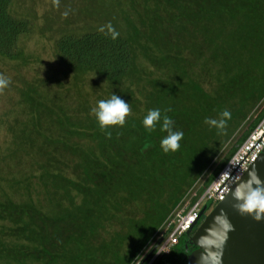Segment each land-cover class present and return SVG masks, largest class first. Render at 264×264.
I'll return each mask as SVG.
<instances>
[{
    "label": "rangeland",
    "instance_id": "rangeland-1",
    "mask_svg": "<svg viewBox=\"0 0 264 264\" xmlns=\"http://www.w3.org/2000/svg\"><path fill=\"white\" fill-rule=\"evenodd\" d=\"M224 2L228 3L225 7L231 6V9H225L222 13L229 11L231 19L224 26L217 24L219 40H231L233 52L235 37L233 34L231 37L229 31L241 29L246 36H250L244 41L245 46L235 49L237 56L232 57L230 64L228 62L231 65L229 71L221 65L220 58L215 57L214 47L200 45L199 35L193 38L188 35L189 32H185L179 40L173 32L174 27L160 26L158 21L165 10V6L161 7L163 0H59L58 6L54 0H11L9 11L16 17L27 19L30 30L18 41L24 51L23 58L0 57V74L10 78L9 86L0 93L2 230L15 234L20 230L19 225L25 224V221L17 218L22 216L23 220V216H26L27 220L29 213L23 211L21 215V206L17 205H34L44 211H59L65 205L70 206V199L79 202L73 191L71 196L60 197L52 188L47 193L39 185V180L48 163L59 164L66 170L64 174L76 178L72 172L78 171L73 164L78 157L67 146L97 150L101 141L94 138L99 136L98 133L105 134L91 112L98 101L107 100L114 93L130 104L132 111L128 117L143 120L149 110L157 109L147 104L146 100L151 97L158 106H167L163 111L171 109L165 115L182 117L180 112H183L182 118L190 122L180 130L184 133L180 144L190 147L186 168H192L199 158L208 161L179 202L160 222L161 213L153 210L147 216L137 204L144 203L145 199L140 197L135 204L130 203L132 197L129 194V199H123L127 202L120 201V210L113 215H110V208L87 220L85 227L76 226L75 223L59 225L55 221L48 229L56 234L64 229L77 233L82 228L88 231L90 228L87 226L93 224L94 232H87V245L96 241V246L91 247L90 251H95L93 256L98 264H104L116 256L113 264H138L142 261L175 222L178 214L185 212L197 198L218 161L222 160L264 107V93L258 97L261 81L257 78H264V0H243L238 4H234L233 0ZM238 5L247 13L250 8L258 7L255 8L258 16L256 19L232 16V7ZM65 12H68L67 17L64 16ZM109 24L121 28L125 35L129 32L133 38V69L121 77L116 90L95 70L70 68L58 58L54 48L59 36L106 28ZM238 68L245 73L241 89L234 88L232 84L235 78H242V75L234 77ZM191 85L199 87L200 91L189 90ZM172 86H176L178 92L174 93ZM193 92H199L194 99H183V96ZM224 110L231 113L225 130L218 131L205 123L206 118L220 119ZM107 130L121 132L123 127L114 126ZM73 131L79 133L74 134ZM82 131L88 133L81 134ZM125 137L120 136L119 140L124 142ZM108 152L114 157L109 146ZM87 160L90 161L91 157H87ZM48 170L53 172V166ZM164 196L170 197L171 191L168 190ZM87 211V208L82 210L85 216ZM80 212V208L74 210L76 215ZM90 216H93L91 212ZM110 216L114 217L109 219ZM83 220L79 223L82 224ZM53 238L56 242L60 241L58 235ZM184 240L182 237L179 242ZM10 245L18 246L13 239ZM184 250L188 253L191 251L190 247ZM57 255L54 264H69L67 259L63 260V256ZM10 260L8 255L3 257L0 254V264H15ZM33 260L27 257L21 264H39V260Z\"/></svg>",
    "mask_w": 264,
    "mask_h": 264
},
{
    "label": "trees",
    "instance_id": "trees-1",
    "mask_svg": "<svg viewBox=\"0 0 264 264\" xmlns=\"http://www.w3.org/2000/svg\"><path fill=\"white\" fill-rule=\"evenodd\" d=\"M239 2L243 3V0H233L234 4ZM10 3L11 0H0V57L21 59L24 51L19 47L18 41L22 35L30 30V23L25 18L14 16L9 11ZM226 5L228 3H225L224 0H163L161 7L165 6L164 16L160 17L158 23H161L160 26L174 27L173 32L179 40L181 39L180 35L183 36L185 32H189L188 35H192V37L199 35L200 45L214 47L215 57L220 58L221 65L224 66L226 71H229L232 57L237 56V47L245 46L244 41L250 36H246L241 29L229 31V35L232 37L233 34L235 37H233L232 42L233 52L230 47L231 40L227 38L219 40L220 31L217 24L220 23L224 26L231 19L229 11L222 13L225 9H231V6L226 8ZM232 8L234 10L232 16L241 15L246 19H256V16H258L255 11V8L258 7L250 8L248 13L240 5ZM111 26L119 32V36L115 40L109 34H106L108 31L106 27L104 32L93 29L79 34L59 36L55 40L54 48L58 58L69 65L70 68L95 70L102 74L107 84H110L116 90L121 77L133 69L134 50L133 38L129 35V32L125 35L118 26L114 24H111ZM235 39L237 42H235ZM243 71V69L238 68L235 72L234 77L242 75V78H235L232 82L234 88H242L245 78ZM257 78L261 81V90L258 92V97H260L264 93V78ZM229 81L231 82V80ZM222 83L223 80L220 84ZM161 87L163 88V86ZM176 88V86L171 88L174 93L178 92ZM189 90L196 92L200 91V88L191 85ZM228 92L223 91V93ZM198 93L187 94L183 96V99L190 100L193 97L195 98ZM146 101L153 108L160 109L162 117L165 115L163 108L167 106H164V104L158 106L157 101L151 97ZM180 113L183 117L184 113ZM263 114L264 107L239 136L236 143L226 152L222 160L218 161L216 168L207 177L204 188L199 195L209 185L215 174ZM182 117L171 114L170 118L174 121V130L180 131L190 124ZM142 121L140 117H134L133 119L128 117L127 123L123 126L121 132L107 130L111 132L110 138L106 133H98L99 136L94 139L98 142L101 141V143L98 144L96 151L80 146H67L68 150L78 157L73 163L78 169L77 173L72 172L76 175L75 179L71 174H64L66 170L60 167L59 164L48 163L42 171L39 185L45 188L47 193L50 191L49 188H52L53 192L59 197L61 195L71 196L73 191L79 202L70 199V206L65 205L59 211H44L41 208L34 207V205H17L21 206V215L23 211L26 214L29 213L27 215L28 219L26 220V216H23V220L22 216L17 218V220L25 221V224L19 225L20 230L15 234H11L10 231L5 232L0 228V254L3 257L8 255L11 263L15 264L25 262L27 257L31 260H33L32 258L36 261L39 260V264H54L57 253L63 256V260L67 259L69 264H98L95 256H93L95 251H90L91 247L96 246L94 244L96 241L94 240L92 245H90L91 243L87 245V236L89 235L87 232L93 233L95 225L87 226V228H90L88 231H84V228H82L77 233L64 229L56 234L53 230L48 229L55 221L60 223L59 225L66 224L65 226H68L75 223L76 226L85 227L87 220L94 219L98 216V212L107 211L110 208L112 209L110 215H113L114 212L120 210L119 202L124 201L123 199H129V194L132 197L130 203L135 204L137 199L144 198V203L137 202L138 207L144 209L147 216L153 210L161 213L159 217L161 222L167 212L179 202L188 186L200 174L208 161L199 158L192 168H186L185 162L190 155V147H184L180 144L179 151L164 153L160 145L162 138L167 133L160 130V124L157 125L155 131L149 133L142 126ZM73 132L74 134L79 133V131ZM80 133L85 134L88 132L82 131ZM120 136H126L124 142L119 140ZM198 136H200L199 133ZM108 146L114 157L109 155ZM202 149L204 150L205 146ZM89 156L91 157L90 161L87 160ZM195 165L199 167L196 168ZM50 166H53V172L48 170ZM168 190L171 191V196L162 197ZM123 193L124 195H122ZM74 206L76 207L73 208ZM76 208L81 210L78 215L74 213ZM83 208L88 209L86 216L82 212ZM90 212L93 216H90ZM10 216L12 217V215ZM113 217L110 216L109 219ZM82 220L83 223L80 224L79 222ZM54 235H58L59 242L54 240ZM11 239L18 246L11 247ZM182 243L178 242L177 244H181V253L183 252L184 260H186L185 257L188 252L184 250L185 246ZM168 255H160L151 264H162L163 256L169 257ZM115 258L117 256L104 264H113ZM147 262L148 259L143 262L140 261L138 264H146Z\"/></svg>",
    "mask_w": 264,
    "mask_h": 264
},
{
    "label": "clouds",
    "instance_id": "clouds-1",
    "mask_svg": "<svg viewBox=\"0 0 264 264\" xmlns=\"http://www.w3.org/2000/svg\"><path fill=\"white\" fill-rule=\"evenodd\" d=\"M54 3L58 6L59 0H54ZM67 15L68 12H65L64 16L67 17ZM107 29L106 34H109L113 40L119 36V32L111 24L107 26ZM99 31L104 32L105 28L101 27ZM9 84L10 78L0 74V93H3ZM131 111L130 104L114 93L109 99L98 101L97 106L91 109L101 131H104L109 138L111 137V132H108L107 129L114 126H125ZM167 111H171V109H165V112ZM220 117V119L206 118L205 123L210 128L214 127L222 132L227 127V120L231 119V113L228 110H224ZM142 123L145 130L149 133L155 131L158 124H160V130L167 133L162 138L160 145L164 153L179 151L181 147L180 141L183 139L184 133L174 130V121L167 115L162 117L160 109L149 110ZM231 195L235 201L232 207L239 214L251 215L257 221L264 219V181L259 178L255 170L249 173L248 180L239 183L235 187ZM234 230V226L227 215L221 211L214 218V227L208 234L199 238L198 243L203 251L198 259V264H221L223 248L228 240V234Z\"/></svg>",
    "mask_w": 264,
    "mask_h": 264
},
{
    "label": "water",
    "instance_id": "water-1",
    "mask_svg": "<svg viewBox=\"0 0 264 264\" xmlns=\"http://www.w3.org/2000/svg\"><path fill=\"white\" fill-rule=\"evenodd\" d=\"M255 170L259 178L264 181V152L251 164L243 177L232 187L224 200L212 205L207 201L203 204L198 218L186 231L190 232L201 215L207 214L199 224L195 232L189 237V241L195 246L186 257V264H198V259L203 251L198 243L199 238L208 234L214 227V218L223 211L234 226V231L229 232L228 240L223 248L221 264H264V219L257 221L251 215H241L232 207L235 201L231 195L235 187L249 179V173ZM211 207V209H210ZM158 244V243H157ZM153 246L144 256L142 261L148 259L157 247Z\"/></svg>",
    "mask_w": 264,
    "mask_h": 264
},
{
    "label": "built area",
    "instance_id": "built-area-1",
    "mask_svg": "<svg viewBox=\"0 0 264 264\" xmlns=\"http://www.w3.org/2000/svg\"><path fill=\"white\" fill-rule=\"evenodd\" d=\"M262 152H264V115L250 130L245 139L236 147L233 154L215 174L203 192L192 202L185 212L178 214L175 222L160 239L146 264H150L160 255L170 253L179 242V239L198 218L203 204L210 201L214 205L224 200L232 187L243 177L244 173L258 159Z\"/></svg>",
    "mask_w": 264,
    "mask_h": 264
},
{
    "label": "flooded vegetation",
    "instance_id": "flooded-vegetation-1",
    "mask_svg": "<svg viewBox=\"0 0 264 264\" xmlns=\"http://www.w3.org/2000/svg\"><path fill=\"white\" fill-rule=\"evenodd\" d=\"M209 210H206L202 215H201V217L198 219V221L196 222V224L191 228V230H190V232H188V233H186L185 232V234H184V242L186 243H182V245H184L187 249H188V247H192L191 248V250L192 249H194V245L191 243V242H189V237L195 232V230L197 229V227L199 226V224L202 222V220H203V218L205 217V215L207 214V212H208ZM181 244H176L174 247H173V249H172V251L170 252V253H168L169 255V257H167V256H163V258H162V264H185L186 263V260H184V255H183V252L181 253ZM185 248V249H186ZM187 251V250H186ZM187 254L188 253H186V257H187ZM167 255V254H166ZM145 256V255H144ZM185 257V258H186ZM144 258V257H143ZM150 259V257L148 258V260ZM143 260V259H142ZM147 260V259H146ZM154 261V260H153ZM152 261V262H153ZM143 262V261H142ZM151 262V263H152ZM150 263V264H151Z\"/></svg>",
    "mask_w": 264,
    "mask_h": 264
}]
</instances>
